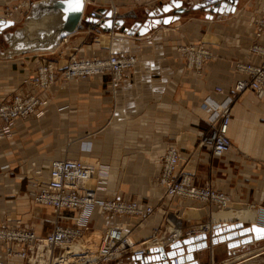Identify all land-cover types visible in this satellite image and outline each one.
Masks as SVG:
<instances>
[{
  "label": "crops",
  "instance_id": "0c3cea01",
  "mask_svg": "<svg viewBox=\"0 0 264 264\" xmlns=\"http://www.w3.org/2000/svg\"><path fill=\"white\" fill-rule=\"evenodd\" d=\"M20 1L0 0V12L6 4ZM96 1V6L86 5L87 13L94 8L111 9L113 4L117 13L136 12L142 21L159 3L144 0V5L136 8L131 0ZM182 1L187 11L168 25L159 24L144 36L129 35L116 27L113 33L102 35L99 42L88 46L91 54H105L112 46L116 52L127 49L138 55L137 67L125 73L122 85L115 91L116 101L110 75L75 84L58 82L45 95L38 111L11 124L9 133L4 131L7 123L0 120V222H16L19 226L35 224L38 235L47 234L49 222L41 217L53 214L52 209L35 201L42 178L38 170L44 166L49 169L53 160L66 155L96 162L97 156L85 152L79 143L68 146L69 113L77 107H87L90 121L82 127L81 135L87 138L88 134L98 133L94 141L103 147L100 159L110 166L107 196L154 205L162 193L156 183L161 158L168 146H175L179 167L193 174L195 185L210 182L230 197L228 208L217 212L214 221L212 216L208 218L209 206L205 203L172 201L170 206L175 214H183V223H225L239 218L244 226L264 225V97L259 99L250 89L237 96L228 125L231 147L224 155L212 156L199 144L211 114L204 99L222 100L241 78L235 63L256 61L248 47L253 41L264 43V33L255 25L264 16V0H238L234 13H216L212 18L207 17L202 7L193 8L201 0ZM73 34L53 50L36 49L29 51L33 54L30 58L0 61V102L11 101L19 91L16 85L25 91L39 92L24 82L38 61L50 59L36 52H57L54 59L62 67L72 50L83 41L81 35L79 39ZM180 44L201 45L211 50L212 57L200 71L190 69L177 50ZM83 51L86 52L84 47L80 53L84 54ZM215 85L221 86L224 94L215 93ZM114 106L118 112L110 122ZM89 186L94 187L95 181L91 180ZM227 209L235 212V217L222 214ZM246 211L256 212V220L242 219ZM118 219L140 222L124 216ZM167 223L165 215L157 212L137 225L133 233L148 242ZM105 224L104 218L95 213L91 226L103 228ZM263 254L264 239H261L231 248L226 242L217 243L199 250L195 258L199 264H255L254 260ZM126 256L115 264H142L133 254L129 259ZM7 264H25V260L11 257Z\"/></svg>",
  "mask_w": 264,
  "mask_h": 264
},
{
  "label": "built area",
  "instance_id": "2783aa9c",
  "mask_svg": "<svg viewBox=\"0 0 264 264\" xmlns=\"http://www.w3.org/2000/svg\"><path fill=\"white\" fill-rule=\"evenodd\" d=\"M143 2L144 0H132V5ZM87 4L96 6L97 1L85 0L83 18L75 33H81L82 43L90 45L93 41L99 42L102 35L113 33V30L105 32L100 23L105 16L96 8L87 13ZM31 5L32 0L6 4L0 12V19L12 20L16 24L29 13ZM111 9L113 17L116 18V7L112 6ZM85 15L99 19L96 22L85 21ZM255 25L261 33H264V16L259 17ZM69 36L63 39V44L68 41ZM88 40L91 42H87ZM82 46L79 45L72 50L62 67L55 59H43L37 62L24 82L38 88L39 92L25 91L21 85H16L19 91L11 101L0 102V120L7 123L4 128L5 133H9L8 128L11 124L35 114L45 102V95H49L58 82L75 84L85 79L110 75L116 101L115 91L122 85L125 73L137 67L138 55L127 49L114 52L112 46L105 54L93 55L88 47L89 53L81 54ZM177 50L184 59L186 67L197 71H200L212 57L211 50L201 45L180 44ZM248 51L255 56L256 61L239 60L235 63V69L241 74V78L225 97L222 100H213L211 97L204 99L211 108V114L207 119L208 128L200 136L199 144L212 156L224 155L231 147L228 125L230 110L237 96L250 89L259 99L264 97V43L253 41ZM214 91L224 94V89L219 85L214 86ZM117 112V106H114L110 122ZM89 121L90 109L87 107H77L69 113L68 146L74 142L79 143L85 152L97 156L96 162H87L66 155L53 160L48 171L38 170L42 178L39 188H36L35 201L40 206L52 209L51 217H41L51 224L50 229L47 234L40 236L35 224L19 226L16 222H0V264H7L11 257L22 258L25 264H110L129 252L133 255H145L149 247L156 245L168 247L182 237L210 231L212 222L197 223L190 227L172 223V226L167 225L157 235L154 234L148 242L145 241V244L141 243L142 246H137L133 229L139 225L138 221L132 220L127 223L119 220L118 217L146 221L155 214L159 204L148 205L105 194L110 177V166L100 159L103 147L96 145L94 141L98 133L88 134L87 138L81 135L82 127ZM91 180L95 181L94 187L89 186ZM193 180L192 173L179 167L178 149L175 146H168L161 158L156 177L157 185L162 188L161 196L158 198L161 201L160 205H164L169 200L186 199L206 203L217 209L228 207L230 197L226 192L212 187L210 182L197 186ZM95 213L100 214L106 224L101 228L98 245L93 248V240L91 236L88 237V233L93 234L90 229ZM174 216L177 218L176 215ZM173 261L174 264H178L176 258H173Z\"/></svg>",
  "mask_w": 264,
  "mask_h": 264
},
{
  "label": "water",
  "instance_id": "95a60500",
  "mask_svg": "<svg viewBox=\"0 0 264 264\" xmlns=\"http://www.w3.org/2000/svg\"><path fill=\"white\" fill-rule=\"evenodd\" d=\"M238 0H211L199 2L193 8L202 7L207 17L212 18L216 13H234ZM182 0H168L159 2L156 7L147 12L144 21L139 20V14L129 12L117 13L113 17V10L101 8L100 14L105 16L101 20L102 29L111 32L119 28L120 32L129 35L144 36L150 29L159 24L168 25L179 19L186 8ZM85 0H37L32 3L27 15L29 24L24 31H16L15 54L26 53L36 49L53 50L65 37L75 33L82 21ZM99 18H90L85 15V21L96 22ZM134 20L133 22L126 21ZM15 26L12 20L0 19V34ZM209 232H202L188 237H182L168 247L162 245L146 249V254L134 255L142 264H199L195 254L206 247L226 242L229 248L264 239V225L251 223L244 226L239 220H230L225 223H212Z\"/></svg>",
  "mask_w": 264,
  "mask_h": 264
},
{
  "label": "rangeland",
  "instance_id": "374dc122",
  "mask_svg": "<svg viewBox=\"0 0 264 264\" xmlns=\"http://www.w3.org/2000/svg\"><path fill=\"white\" fill-rule=\"evenodd\" d=\"M162 0H158V1H156V2H161ZM156 2L154 3V2H151V3H146V5H153V4H156ZM144 3V2H143ZM143 3H141V4H135V7L137 8V7H142L144 4ZM131 4H132V0H131ZM112 6H114L113 4H112ZM132 6H134V5H132ZM155 6H153V8H154ZM5 8V7H4ZM3 8V9H4ZM2 9V10H3ZM139 14V13H138ZM27 15L28 14H26L25 16H23L22 17V19L18 22V23H16L15 24V26H13V27H11V28H9V29H7V30H5V31H3V33H1L0 34V61H8V60H14V59H21L22 58V56L23 57H29L30 58V56H32L33 54H31V52H26V53H20V54H15V44H14V41H16V31H19V30H23L24 31V29H25V26H27V24H29V20H27ZM80 34L81 33H74L73 34V37L74 38H76V37H78L79 38V36H80ZM70 37V36H69ZM71 39V38H70ZM80 39V38H79ZM70 41V40H69ZM87 42H91V40H88ZM93 43H94V41H93ZM81 45H83L82 46V49H83V47H84V49H85V51L86 52H84V54H87V53H89V51H88V43H81ZM77 47V46H76ZM60 49H62V47L60 48ZM60 49H59V51H58V53L60 54ZM112 51H114V52H116L115 50H114V48L112 49ZM37 53V55H43V56H45V57H49L50 59H56V55H57V52H55V53H51L50 51H41V52H36ZM91 53V52H90ZM24 54H26V55H24ZM58 54V55H59ZM93 55H96V54H93ZM64 64L66 63V60H64V62H63ZM16 70V69H15ZM94 79V78H93ZM37 168H39L40 166H36ZM42 169L44 170V172H46V171H48V167H46V166H44V167H42ZM161 194V193H160ZM161 196V195H160ZM159 196V197H160ZM158 196H157V201H156V205L157 204H159V206H157L156 208V211H155V213H157V212H160V214H163V215H165V219H166V221H168L169 223H167V225H169V226H172V223L174 224H176V223H179V225H182L183 227H190V226H192V225H195V224H197V223H183V214H181V212L179 213V215L178 214H175V212L173 211V207L172 206H170V203H173L172 202V200H169V201H167V202H165L164 203V205H160V203H161V201H159L158 200V198H159ZM181 200V199H180ZM183 200V199H182ZM206 204V203H205ZM208 205V204H207ZM209 206V216H208V218L210 219L211 218V216H212V220H213V218H214V215L217 213V212H219L221 209H217V208H214L213 206H211V205H208ZM172 207V208H171ZM222 209H225V208H222ZM223 212H225V211H223ZM174 215H176L177 216V221L175 222V221H173V219L175 218V216ZM217 218V217H216ZM141 222H143V221H140V222H138V224H140ZM206 222H208V221H201L200 223H206ZM245 224V223H244ZM50 223H49V229H50ZM176 225H178V224H176ZM164 228H162L161 230H163ZM91 230V232H93V234L92 233H88L89 235H88V237L89 236H91V239L93 240V248H96V246L98 245V242H99V239H100V235H101V228H99V227H92V229H90ZM90 232V231H89ZM159 233V232H158ZM158 233H156L155 235H157ZM135 235V234H134ZM135 240L137 241V244L136 245H140L141 243H142V241L144 242V240L142 239H139L140 237L139 236H136L135 235ZM125 255H128V256H126L127 257V259H129V255H130V252L128 253V254H125ZM124 255V256H125ZM122 258V257H121ZM119 261V259L118 260H115V261H113L112 263H110V264H115L116 262H118ZM256 263L255 264H264V254H263V256H259V257H257L255 260H254ZM242 264H251V263H242Z\"/></svg>",
  "mask_w": 264,
  "mask_h": 264
},
{
  "label": "bare ground",
  "instance_id": "6f19581e",
  "mask_svg": "<svg viewBox=\"0 0 264 264\" xmlns=\"http://www.w3.org/2000/svg\"><path fill=\"white\" fill-rule=\"evenodd\" d=\"M228 208V207H227ZM226 209V208H225ZM221 210H223V209H221ZM234 213L235 212H233V211H231V210H226L225 212H223L222 214H224V215H227L228 216V218L229 217H235V215H234ZM256 212H254V211H246L244 214H243V216H242V219H244V220H251V221H254V220H256ZM234 220H239V218L238 219H235V218H233ZM213 221H214V219H213ZM239 221H242V220H239ZM133 239V238H132ZM131 239V240H132ZM132 243L134 244V239L132 240Z\"/></svg>",
  "mask_w": 264,
  "mask_h": 264
}]
</instances>
